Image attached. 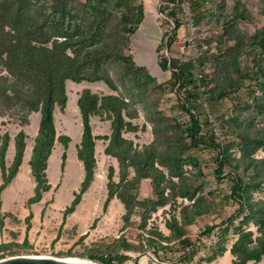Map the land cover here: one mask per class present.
<instances>
[{"label": "rangeland", "instance_id": "374dc122", "mask_svg": "<svg viewBox=\"0 0 264 264\" xmlns=\"http://www.w3.org/2000/svg\"><path fill=\"white\" fill-rule=\"evenodd\" d=\"M141 1L145 5V19L139 30L146 31L147 23L158 25L162 31V43L164 33L175 29L168 11L173 8L181 14V7H174L169 0ZM190 1L194 8L198 0ZM25 7L33 14H40L33 4ZM68 8L71 16L81 20L86 21L90 16L88 0H71ZM201 9L206 17L200 24L201 35L210 42L211 51L220 58L204 67L211 85L209 89L201 90L200 103L209 113L214 103L217 110L210 122L219 129L220 135L216 139L231 160L238 161L244 156L239 135L264 129V107L257 106V103L264 105V91L259 88L257 97H251L252 87L257 84L250 79L253 71L257 70L256 62L264 67L255 39L264 27V0H205ZM109 30V38L113 39L115 24ZM139 30L130 38V45L125 51L126 55L134 57L137 64L152 55L144 43L146 39L142 41L144 45H136L134 39ZM226 32L228 35L224 36ZM177 35H186L183 27ZM178 39L172 50L175 59H180L182 55ZM194 49L198 51L196 46ZM152 56L155 57L152 64L158 68L157 57H171L164 46L159 54ZM107 69L115 82L116 91L104 82L67 83L69 104L64 111L57 107L55 119L57 138H71L68 159L63 171L61 164L65 147L57 139L47 170L52 189L43 195V200L32 206L27 204L36 187L29 166L31 157H26L19 179L4 191L5 217L4 226L0 228V245L11 246L15 253L0 261L29 257L59 261L80 259L102 264L92 260V257L117 254L130 257L125 264H134L140 255L147 253L154 259L145 256L142 264H174L183 253L176 231L182 229L193 240L206 244L211 236H204L203 233L207 227H213L211 235H217V240L210 247L206 245L203 249L206 257L194 264H213L225 255L230 256V264H264V182L258 186V180L241 170L247 187L245 211L239 215V204L230 199L232 168L227 167L224 178L219 179L215 176L216 153L208 148L190 147V139L184 131L189 118L181 108L185 94L178 90L172 92L167 86L171 72H154L157 75L153 76L163 87L150 86L143 97L134 98L128 92L136 94L135 87L130 84L124 87L119 82L124 70L121 64L110 63ZM0 76L9 78L3 70H0ZM85 88L101 96H122L129 102L124 114L133 128L125 129L123 136L139 149L155 145L152 166L157 171L152 175L158 185L154 187L151 179L139 183L134 181L135 170L122 168L116 158L105 155L108 142L98 140L94 181L76 211L63 223V214L74 200V194L80 189L85 176L83 164L77 157L83 133L78 98ZM221 93H226V96L221 98ZM211 97L215 99L213 102ZM7 113L11 119L0 120V135L7 131L15 136L23 126V114L18 110ZM39 119V115L33 117V129L29 130L31 136L27 144L32 150L35 139L32 131L37 124L39 126ZM200 119L203 120V117ZM93 121L95 135H111L112 121L104 113L94 117ZM211 131L206 127L204 134L210 135ZM12 153L14 151L10 158H13ZM253 159L264 170V147L258 148ZM110 183L117 190L105 210ZM44 207L45 214L42 215ZM33 209L36 217L28 221ZM190 221H193L192 225H189ZM153 238L161 241L165 249H151L149 241ZM222 249L225 253L220 255ZM211 257L215 258L209 262Z\"/></svg>", "mask_w": 264, "mask_h": 264}, {"label": "trees", "instance_id": "16d2710c", "mask_svg": "<svg viewBox=\"0 0 264 264\" xmlns=\"http://www.w3.org/2000/svg\"><path fill=\"white\" fill-rule=\"evenodd\" d=\"M70 1L0 0V70L5 71L9 76V78L0 76V116L11 119L7 112L18 110L23 114L24 119L21 127H25L30 124L32 114H41L38 134L34 139L29 161L32 176L36 182L34 195L27 202L29 206L40 203L43 195L52 189L47 170L57 139L65 147L61 168L63 171L66 168L67 150L71 138L68 136L57 138L55 112L57 107L62 111L67 108L68 81L76 84L104 82L110 89L116 91L117 87L107 66L110 63H119L124 69L119 77L120 84L124 87L130 84L136 89V94L129 91L128 95L134 98L143 97L150 86L163 87L148 68L138 65L133 56L125 54L130 45V38L138 32L145 19V5L141 0H88L90 16L85 19L86 21L70 15L68 8ZM204 1H196L194 8L191 2L193 16L198 27L199 38L194 46L199 51L200 57L197 62L202 78L196 79L195 65L191 57L181 55L180 59H175L172 55L173 45L179 38L177 31L183 26L182 13L177 14L173 8L168 11V15L173 19L175 29L164 33L163 41L156 53L159 54L161 47L164 46L166 52L170 54L169 58L157 57L159 67L163 72H171V78L166 83L170 86V90L172 92L182 91L185 94L181 108L189 118L184 125V131L190 139V147L208 148L216 153L215 176L217 178H224L226 168H232L230 174L233 186L230 199L239 204V215H241L245 211L244 195L247 187L241 170L258 180V186L264 182V170L253 159L258 148L264 147V129L256 133L244 132L239 135L243 142L244 156L238 161H232L216 139L219 135L216 134L210 118L217 109L213 103L209 113L200 103L201 90H207L211 85L210 76L205 72L204 67L212 60L220 58L211 51L210 42L201 35L200 24L206 20L205 13L201 9ZM169 2L174 7L180 8V0H169ZM27 4H33L40 14L29 12L25 7ZM114 24L113 39H110L109 29ZM223 35L227 36L228 32ZM255 39L260 56H262L260 58L264 59V27ZM205 46L207 49H204ZM255 67L257 70L253 71L250 78L257 84L252 87L254 89H252L251 97L254 99L257 97L256 93L259 88L264 91V67L257 62ZM225 96L226 93H221L220 97ZM213 98H210L211 102L215 100ZM257 106L264 107L261 103H257ZM78 107L83 133L77 147V157L84 166L85 176L80 189L74 194V200L63 214V223L69 215L76 211L83 195L94 181L98 140L108 142L104 151L105 155L116 158L122 168L135 170L134 181L139 183L142 180L151 179L154 187L157 188L158 185L152 175L154 171H157L152 166L155 159V145L139 149L133 141L123 136L125 129L133 128L132 123L126 121L127 115L124 113L127 112L129 102L124 97L101 96L86 89L80 94ZM101 113L112 121V132L109 136L94 134L92 118ZM201 117L203 120L200 119ZM206 127L212 130L210 135L204 134ZM27 139L28 135L24 130L15 136V154L9 165L7 152L12 138L9 133L0 135V228L4 226L5 217L2 195L20 171L24 162ZM233 162L236 163L232 164ZM116 190L110 183L108 198L104 205L105 210L114 199ZM45 208L42 215L45 214ZM33 217L34 214L31 212L27 220L31 221ZM192 224L193 221H190L189 225ZM213 230V227H207L203 233L204 236H212ZM176 235L179 239L180 251L183 253L174 264H194L196 255L199 251L205 250L206 244L204 241L201 243L202 241L193 240L182 229L176 231ZM149 246L155 251L165 249L164 244L155 238L149 241ZM11 249L9 245H0V259L15 253ZM223 253H225L224 249L220 251V255ZM214 258L211 257L209 262ZM92 260L102 264H125L130 257L117 254L101 255L92 257Z\"/></svg>", "mask_w": 264, "mask_h": 264}, {"label": "crops", "instance_id": "0c3cea01", "mask_svg": "<svg viewBox=\"0 0 264 264\" xmlns=\"http://www.w3.org/2000/svg\"><path fill=\"white\" fill-rule=\"evenodd\" d=\"M151 9V8H150ZM149 22V21H148ZM155 24H158V22H156ZM150 27V28H149ZM181 33V32H180ZM146 37V38H145ZM144 39H146V42H144V43H146V47L148 46L150 49H148V48H146V49H148L150 52H151V54L153 55V54H155L156 53V50H157V48L159 47V44L161 43V40H162V31H161V29H160V27L157 25V26H153L152 24L150 25L149 23H147L146 24V31L144 30V29H140L139 30V34L136 36V40L134 39V41L136 42V45L137 46H141V45H144V43H142V41L144 40ZM142 43V44H141ZM152 55H150V57H146L144 60H143V63H138L140 66H144V67H146V65L150 68V73L152 74V75H154V76H156L157 74H155V73H158V72H163L161 69H160V67L158 68V67H155V66H153V61H154V56H152ZM136 60H137V58H136ZM148 67H146V68H148ZM155 72V73H154ZM159 74V73H158ZM68 83V82H67ZM83 83H87V82H83ZM83 83H81V84H83ZM86 89H88V88H85L84 90H86ZM83 90V91H84ZM90 90V89H89ZM82 91V92H83ZM81 92V93H82ZM80 93V94H81ZM93 93H95V92H93ZM80 94H79V97H80ZM79 99V98H78ZM68 104H69V100H68ZM68 104H67V106H68ZM56 111H57V108H56ZM80 112V111H79ZM37 116V115H39L40 116V119H39V126H40V120H41V114L40 113H34L31 117H30V124L28 125V126H25V127H21L20 128V131L21 130H24L25 132H26V134L28 135V139H29V136H31L30 135V131L29 130H31V129H33L32 128V124H33V117L34 116ZM55 116H56V112H55ZM0 120H1V122H3V121H6L7 119H6V117H1L0 116ZM94 120V118H92V124H93V121ZM39 126H38V124L35 126V129L32 131L33 132V135H34V137H36L37 136V134H38V130H39ZM19 131V132H20ZM5 133H7V131H5L4 132V134ZM3 134V133H2ZM18 134V133H17ZM16 134V135H17ZM15 135V136H16ZM10 136H11V138H12V140H11V142H10V145H9V148H8V152H7V162H8V164L10 165L11 164V162L13 161V158H14V154H15V145H14V138H15V136H12L11 134H10ZM28 139H27V141H28ZM81 142V141H80ZM80 144V143H79ZM12 151H14V153H12L13 154V158H10V154H11V152ZM31 155H32V149L28 146V144H27V146H26V150H25V157H24V161H25V159H26V157H31ZM9 158L11 159V161L9 162ZM24 163V162H23ZM82 163V162H81ZM23 165V164H22ZM22 167V166H21ZM84 167V166H83ZM21 176V168H20V171H19V173H18V175L16 176V178L14 179V181L10 184V185H12L13 183H15V181L17 180V178L19 179V177ZM0 178H1V171H0ZM4 193V192H3ZM2 197H3V195H2ZM3 205H4V201H3ZM45 208V207H44ZM43 208V209H44ZM43 209H42V211H43ZM41 211V212H42ZM33 214H34V217H36V213H35V210L33 209ZM231 263V259H230V256L229 255H225L224 257H222V258H220L217 262H214L213 264H230Z\"/></svg>", "mask_w": 264, "mask_h": 264}, {"label": "built area", "instance_id": "2783aa9c", "mask_svg": "<svg viewBox=\"0 0 264 264\" xmlns=\"http://www.w3.org/2000/svg\"><path fill=\"white\" fill-rule=\"evenodd\" d=\"M180 7H181V13L183 17V30L185 31L186 35L183 37H179V43L180 46V54L182 55H188L192 58V61L195 65L194 73L197 80H200L202 78V74L200 73V66L197 62L199 55V51L194 49L195 42L198 38V27L196 25V21L193 16L192 11V4L190 0H180ZM204 49H207V46L204 47ZM215 132L217 135L219 134V129L216 127ZM217 240V235H212L211 238L207 241L206 245L210 247L215 241ZM206 257V253L204 250H201L198 252V254L195 257V262L197 263L200 261V259H203Z\"/></svg>", "mask_w": 264, "mask_h": 264}, {"label": "water", "instance_id": "95a60500", "mask_svg": "<svg viewBox=\"0 0 264 264\" xmlns=\"http://www.w3.org/2000/svg\"><path fill=\"white\" fill-rule=\"evenodd\" d=\"M146 256V258H151L154 259L152 257L151 254H143L140 255L136 261L134 262V264H142V260L143 258ZM0 264H96L93 262H81V263H68L65 261H59L56 259H52V258H29V257H13V258H9L3 261H0Z\"/></svg>", "mask_w": 264, "mask_h": 264}, {"label": "bare ground", "instance_id": "6f19581e", "mask_svg": "<svg viewBox=\"0 0 264 264\" xmlns=\"http://www.w3.org/2000/svg\"><path fill=\"white\" fill-rule=\"evenodd\" d=\"M65 262H68V263H81V262H83L84 263V262H89V261L80 260V259H67Z\"/></svg>", "mask_w": 264, "mask_h": 264}]
</instances>
